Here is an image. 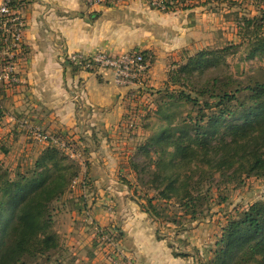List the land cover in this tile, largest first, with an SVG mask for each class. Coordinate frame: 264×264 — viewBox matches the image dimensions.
<instances>
[{"label":"crops","instance_id":"0c3cea01","mask_svg":"<svg viewBox=\"0 0 264 264\" xmlns=\"http://www.w3.org/2000/svg\"><path fill=\"white\" fill-rule=\"evenodd\" d=\"M21 2L26 54L18 65L22 83L0 95V144L8 145L3 156L37 158L49 145L28 127L75 140L88 160L77 195L87 202L97 232H108L118 218L122 222L112 225L119 234L114 242L129 243L127 256L137 264H186L166 239L157 238L156 225L131 196L130 110L136 94L161 85L185 57L197 34L196 18L205 14L193 4L164 12L147 0H103L93 6L85 0ZM136 50L145 53L147 70L131 86L115 84L109 71L79 70L66 59L73 51Z\"/></svg>","mask_w":264,"mask_h":264},{"label":"trees","instance_id":"16d2710c","mask_svg":"<svg viewBox=\"0 0 264 264\" xmlns=\"http://www.w3.org/2000/svg\"><path fill=\"white\" fill-rule=\"evenodd\" d=\"M165 2L164 12L192 6L188 3L191 0ZM245 21L249 49L244 60L249 69L264 62V35L261 23ZM238 45L199 51L169 71L168 83L187 86L196 96L164 90L168 99L147 115L170 120L139 146L138 152L148 161L132 157L130 161L138 181L156 192L141 195L146 203L140 205L149 215L158 217L163 202L168 206L174 200L183 209L181 215L195 220L203 216L208 202L210 188L204 191V186L216 180L217 174L238 176L246 172L264 177V79L250 77L245 81L228 76L200 82L211 68L228 64L226 54ZM174 100L192 108L175 118L169 110ZM22 168L18 166L12 178L0 166V264H34L35 258L58 247L52 232L51 204L67 192L79 174L78 164L53 144L41 151L33 167ZM164 218L183 225L175 217ZM157 238L164 239L158 230ZM169 246L176 257L191 255L175 249L172 241ZM202 264H264V200L228 217L212 256Z\"/></svg>","mask_w":264,"mask_h":264},{"label":"rangeland","instance_id":"374dc122","mask_svg":"<svg viewBox=\"0 0 264 264\" xmlns=\"http://www.w3.org/2000/svg\"><path fill=\"white\" fill-rule=\"evenodd\" d=\"M188 3L197 5L196 7L205 15L200 19L196 18L198 29L194 38L195 41L191 43L192 47H188V50L185 51V57L178 64L186 63L190 56L208 48L221 49L232 43L239 44L240 47L234 49V52L226 54L225 60L228 64L219 68H211L210 71L200 77V82L206 83L213 77L228 76L244 78L245 81L249 80L250 77L264 79V62H259L257 65H253L252 68L248 67L249 69H247L249 65L244 59L248 55L249 40L243 30L246 19H255V24L261 23L260 31L264 35V0H194L193 3ZM180 7L182 8V6ZM254 28L253 26L249 32L252 33ZM172 69L175 68L170 70ZM167 81L168 74L167 79L163 80L161 85L157 87L147 86L143 88L142 94H136L134 98V104L132 110H130L132 111L131 120L134 122L132 124L134 126L131 127L129 132L133 135L131 137V156L135 160L148 161L146 157L138 152L139 146L146 141L149 135L159 131L162 126H166L170 122L167 118L161 120L158 117L147 116L148 113H152L157 109L159 103L162 104L168 99L164 98L163 91L168 89L170 92L176 91L177 93L185 91L196 96L195 91L191 88L170 84ZM195 81H199V79ZM163 82L166 83L163 84ZM4 89L6 88L0 85V95H2ZM171 102L169 110L172 114H175V118L180 113L186 114L192 108V106L178 100ZM54 135L64 140L67 139L66 136L61 134ZM68 141L75 144V140L68 139ZM7 146L0 144V166L3 170L7 169L12 178L15 177L14 173L18 166L24 169L33 167L36 160L34 154L29 153L27 156L20 157L21 159H18L17 156L6 158L3 156V151L8 149ZM76 148L83 153V149H79L78 146ZM60 149L65 151L71 162L78 164V176L87 172V155L83 153L81 158L78 159L72 157L62 147ZM129 181L132 182L130 185L132 188L131 196L138 201L139 205L141 202L146 203V198L141 196L145 191L150 196L156 193L154 190L143 186L138 181L135 172ZM78 186L80 184H77L76 188L70 186L62 197L52 202V232L56 234L58 247L52 249L49 254L38 256L33 263L135 264L136 259L132 260L126 253L131 251L130 244H126L125 241L120 244L114 242L118 241L119 234L114 231L116 226L112 225L120 224L122 220L114 219L107 233L97 232L96 226L90 222V208L87 202L84 203V199L77 195ZM208 188L210 190L208 192V202L205 203L204 214L195 220H191L189 215H181L183 209L174 200L167 204L168 206L163 202L164 205L159 208L161 215L158 217L151 216L146 212L148 218L156 225V236L158 230L160 235L168 241V246L169 242L172 241L175 249L186 250L191 254L189 257H185L186 264H202L207 261L212 256L216 242L221 237L222 226L226 224L228 217L247 209L255 201L264 200V177L248 176L246 172L238 176H219L217 174L216 180L205 184L204 191ZM71 194H74V196H71ZM141 209L143 210L142 207ZM180 215L181 217H179ZM164 217H175L186 226V229H182L183 225L169 222ZM105 228L107 229V227ZM104 234L108 235L110 240L113 241L111 247L108 245V243L110 244L109 238H103ZM114 251L119 254H114ZM113 255L116 256L113 257Z\"/></svg>","mask_w":264,"mask_h":264},{"label":"built area","instance_id":"2783aa9c","mask_svg":"<svg viewBox=\"0 0 264 264\" xmlns=\"http://www.w3.org/2000/svg\"><path fill=\"white\" fill-rule=\"evenodd\" d=\"M89 6L102 3L103 0H85ZM149 4L161 11H166L165 0H147ZM25 17L21 0H0V85L11 89L22 83V77L18 70L20 59L25 54ZM67 61L75 68L83 71L97 72L109 71L115 84L120 86H131L140 83L147 70V63L142 51H125L119 54H111L107 51H99L87 54L81 51H73L66 55ZM28 122L22 121L21 126L27 127ZM35 135L48 144L62 147L72 157L81 158L76 145L62 139L54 134L40 130H32ZM85 176H77L71 187L84 184ZM107 233V232H103ZM103 238H109L104 234ZM109 242L113 245V241Z\"/></svg>","mask_w":264,"mask_h":264}]
</instances>
